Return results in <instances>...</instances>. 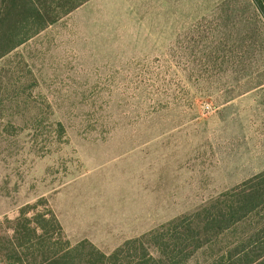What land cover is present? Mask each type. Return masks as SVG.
<instances>
[{"label": "rangeland", "instance_id": "rangeland-1", "mask_svg": "<svg viewBox=\"0 0 264 264\" xmlns=\"http://www.w3.org/2000/svg\"><path fill=\"white\" fill-rule=\"evenodd\" d=\"M187 2L203 9L169 40L92 0L0 61V237L35 206L110 254L264 171V20L250 0ZM259 228L248 217L187 264H228Z\"/></svg>", "mask_w": 264, "mask_h": 264}, {"label": "trees", "instance_id": "trees-1", "mask_svg": "<svg viewBox=\"0 0 264 264\" xmlns=\"http://www.w3.org/2000/svg\"><path fill=\"white\" fill-rule=\"evenodd\" d=\"M89 0H0V61ZM264 20V0H250ZM60 132L65 128L55 123ZM25 206L0 237V264H187L248 217L264 215V171L184 215L126 240L110 254L86 241L71 246L51 211ZM247 246L235 244L221 255L228 264H264V228ZM256 240V241H255ZM253 242H255L253 244Z\"/></svg>", "mask_w": 264, "mask_h": 264}, {"label": "crops", "instance_id": "crops-1", "mask_svg": "<svg viewBox=\"0 0 264 264\" xmlns=\"http://www.w3.org/2000/svg\"><path fill=\"white\" fill-rule=\"evenodd\" d=\"M82 5L80 11L85 12V5ZM123 3L125 16L133 20V28L138 34L146 36V40H169L172 34L179 31L181 27L186 25L182 22L194 16L197 9L194 4L191 6L187 0L181 1L177 5L173 4L177 0H116ZM189 1V0H188ZM190 5V6H189ZM191 13V14H190ZM161 37V38H160Z\"/></svg>", "mask_w": 264, "mask_h": 264}]
</instances>
